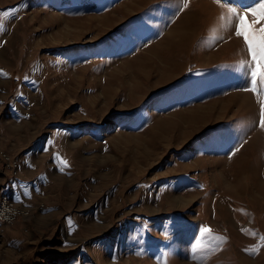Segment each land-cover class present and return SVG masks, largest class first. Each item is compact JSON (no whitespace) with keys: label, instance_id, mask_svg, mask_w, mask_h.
<instances>
[{"label":"rangeland","instance_id":"obj_1","mask_svg":"<svg viewBox=\"0 0 264 264\" xmlns=\"http://www.w3.org/2000/svg\"><path fill=\"white\" fill-rule=\"evenodd\" d=\"M260 2L0 0V264H264Z\"/></svg>","mask_w":264,"mask_h":264},{"label":"snow or ice","instance_id":"obj_2","mask_svg":"<svg viewBox=\"0 0 264 264\" xmlns=\"http://www.w3.org/2000/svg\"><path fill=\"white\" fill-rule=\"evenodd\" d=\"M219 2V0H217ZM187 5H183L186 7ZM231 16H237L239 23L235 27V34L238 37H242L247 53L252 57V62L242 59L239 63L241 69H245L248 75L249 84L252 85L251 90L259 95H264V2H260L256 8H248L245 13L238 14L235 9H229ZM251 15L253 19L251 22L246 18ZM7 12L0 13V18L6 17ZM259 25V27H257ZM3 28V24L0 23V29ZM258 78V87H257ZM249 90L246 85L245 89ZM260 103V124L264 127V102L259 99ZM64 165L66 161L62 162ZM211 230L207 227L201 229V234L209 233ZM264 240V237H261Z\"/></svg>","mask_w":264,"mask_h":264},{"label":"built area","instance_id":"obj_3","mask_svg":"<svg viewBox=\"0 0 264 264\" xmlns=\"http://www.w3.org/2000/svg\"><path fill=\"white\" fill-rule=\"evenodd\" d=\"M2 156L7 158L5 152L0 150ZM1 157V155H0ZM11 165V176L8 183H6L0 190V222L10 223L19 216H25L30 206L22 205L14 200L13 193L15 192V182L20 177V163L18 159L12 158L10 161Z\"/></svg>","mask_w":264,"mask_h":264},{"label":"crops","instance_id":"obj_4","mask_svg":"<svg viewBox=\"0 0 264 264\" xmlns=\"http://www.w3.org/2000/svg\"><path fill=\"white\" fill-rule=\"evenodd\" d=\"M20 181H21V182H25L24 179L22 180V178H19V180L17 181V187H16L17 189H16V191L13 193V197H14V198H16V196H17V195H16V194H17V193H16L17 190H18V194H19V190H20V188H24V187H22V186L20 185ZM19 187H20V188H19ZM17 197H18V196H17ZM27 202H28V201H27ZM25 203H26V202H25ZM28 203H29V202H28ZM22 205H23V204H22Z\"/></svg>","mask_w":264,"mask_h":264},{"label":"bare ground","instance_id":"obj_5","mask_svg":"<svg viewBox=\"0 0 264 264\" xmlns=\"http://www.w3.org/2000/svg\"><path fill=\"white\" fill-rule=\"evenodd\" d=\"M237 92V91H236ZM212 113V112H211ZM203 114V113H202ZM210 114V113H209Z\"/></svg>","mask_w":264,"mask_h":264}]
</instances>
